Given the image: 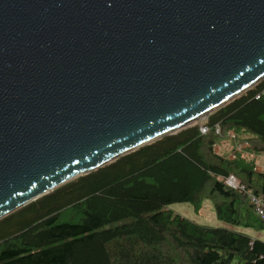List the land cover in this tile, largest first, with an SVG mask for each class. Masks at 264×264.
<instances>
[{
	"label": "water",
	"instance_id": "1",
	"mask_svg": "<svg viewBox=\"0 0 264 264\" xmlns=\"http://www.w3.org/2000/svg\"><path fill=\"white\" fill-rule=\"evenodd\" d=\"M264 78V0H0V219Z\"/></svg>",
	"mask_w": 264,
	"mask_h": 264
},
{
	"label": "trees",
	"instance_id": "2",
	"mask_svg": "<svg viewBox=\"0 0 264 264\" xmlns=\"http://www.w3.org/2000/svg\"><path fill=\"white\" fill-rule=\"evenodd\" d=\"M258 154H264V78L193 125L1 218L0 264H264V241L167 207L189 202L199 212L209 199L219 220L264 227L250 201L254 195L264 203ZM231 174L243 189L226 184Z\"/></svg>",
	"mask_w": 264,
	"mask_h": 264
},
{
	"label": "rangeland",
	"instance_id": "3",
	"mask_svg": "<svg viewBox=\"0 0 264 264\" xmlns=\"http://www.w3.org/2000/svg\"><path fill=\"white\" fill-rule=\"evenodd\" d=\"M202 120V119H201ZM232 131L228 132V135L231 136ZM214 150L218 151L217 146H214ZM232 157V155H230ZM257 164L260 163V159L264 160V154L256 155ZM259 166V164H258ZM257 167V166H256ZM172 211L180 214L182 217L187 218L195 223L206 224L215 227H226L237 231H242L249 234L252 238H256L264 241V227H244L241 225H232L226 222L219 220L214 212L212 203L209 199H204L202 202V208L199 212H195L192 205L189 202H173L167 206Z\"/></svg>",
	"mask_w": 264,
	"mask_h": 264
},
{
	"label": "built area",
	"instance_id": "4",
	"mask_svg": "<svg viewBox=\"0 0 264 264\" xmlns=\"http://www.w3.org/2000/svg\"><path fill=\"white\" fill-rule=\"evenodd\" d=\"M200 131H201V133L204 134L208 131V128L204 125H201ZM215 133L216 134L220 133V127L218 125L215 128ZM230 134H231V136H233L232 133H230ZM244 146H245L244 144H239V145H237V149H239V150L243 149ZM226 184L233 189H237V188L243 189V186H241L239 184L237 177L235 175H232V174L226 178ZM250 201L254 205L255 212L257 213V215L260 216L264 220V203L254 195L250 196Z\"/></svg>",
	"mask_w": 264,
	"mask_h": 264
},
{
	"label": "crops",
	"instance_id": "5",
	"mask_svg": "<svg viewBox=\"0 0 264 264\" xmlns=\"http://www.w3.org/2000/svg\"><path fill=\"white\" fill-rule=\"evenodd\" d=\"M215 146H217V148L219 149V146L218 145H215ZM229 156H230V154H229ZM260 163H258L259 164V166H258V164H257V167H256V170L257 171H260L261 169H264V160H261L260 159Z\"/></svg>",
	"mask_w": 264,
	"mask_h": 264
}]
</instances>
